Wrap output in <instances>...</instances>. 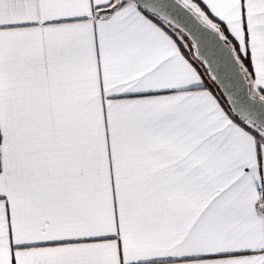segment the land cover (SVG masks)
<instances>
[{
    "label": "snow or ice",
    "instance_id": "obj_1",
    "mask_svg": "<svg viewBox=\"0 0 264 264\" xmlns=\"http://www.w3.org/2000/svg\"><path fill=\"white\" fill-rule=\"evenodd\" d=\"M0 264H264V0H0Z\"/></svg>",
    "mask_w": 264,
    "mask_h": 264
}]
</instances>
